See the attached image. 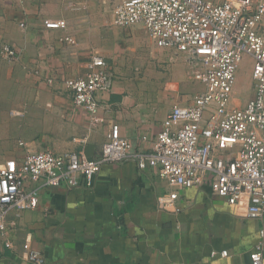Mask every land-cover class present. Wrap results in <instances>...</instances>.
<instances>
[{
  "label": "crops",
  "instance_id": "crops-1",
  "mask_svg": "<svg viewBox=\"0 0 264 264\" xmlns=\"http://www.w3.org/2000/svg\"><path fill=\"white\" fill-rule=\"evenodd\" d=\"M94 2L88 0L81 8L70 7L67 0H0V46L8 44L19 55L16 62L0 55V116H9V122L2 123L0 141L6 138L14 143L5 149L0 146V164L8 159L20 161L26 151L49 150L57 155L82 151L90 159L100 157L109 127L92 129L89 116L74 105L64 85L65 79L85 74L84 62L92 52L101 55L110 68V92L99 96L105 107L103 114L118 124L135 150L151 147L175 103H185L204 90L201 85L190 98L172 93L165 108L163 92L159 91L164 82L139 76L147 73L150 64L137 37L125 32L128 28L112 27V19L110 29L100 30L95 12L88 15L85 11H92ZM109 2L113 9L114 0ZM60 19L67 22V29L45 28L46 20ZM143 27L135 25L137 30ZM66 36L74 38L76 44L60 41ZM157 48L167 52L159 63L174 60L175 52ZM182 56L192 79L194 68ZM126 59L131 60L130 66ZM131 75L140 82L128 79ZM50 78L53 85L46 81ZM245 103L239 100L237 105ZM13 110L24 112V117L12 118ZM10 119L20 122L13 124ZM145 135L147 142L141 139ZM171 191L158 169L139 170L133 160L105 165L91 189H44L35 210L25 211L19 218L15 213L9 216L17 223L10 233L14 248L0 244V264H28L22 258L28 235L46 264L250 261L264 230V218L237 215L208 185L181 191L178 214L161 210L157 198ZM222 251H227L228 257H222Z\"/></svg>",
  "mask_w": 264,
  "mask_h": 264
},
{
  "label": "built area",
  "instance_id": "built-area-1",
  "mask_svg": "<svg viewBox=\"0 0 264 264\" xmlns=\"http://www.w3.org/2000/svg\"><path fill=\"white\" fill-rule=\"evenodd\" d=\"M67 1L70 7L81 8L88 2ZM112 12V27L141 24L157 47L186 56L194 68L192 79L204 90L185 103H175L151 147L135 150L118 124L103 114L99 96L110 92V68L92 52L84 62L85 74L65 79L64 85L74 105L89 116L92 129L109 127L101 155L90 159L82 151L68 155L26 151L20 161L1 163L0 244L6 248H14L10 233L17 223L9 219L11 213L19 218L35 210L44 189H91L105 165L126 160H133L139 170L158 169L173 189L157 198L161 210L178 214L181 191L208 185L237 215L264 218V0H114ZM44 25L49 30L68 27L61 19L46 20ZM60 41L76 44L68 36ZM0 55L10 62L19 60L18 51L8 44L0 46ZM245 58L251 63L254 95L239 106L233 93ZM46 81L54 83L51 78ZM11 115L22 118L24 112L13 110ZM141 139L148 141L146 135ZM260 235L244 264H264L263 229ZM221 256L228 257V252ZM22 258L28 264H46L29 235Z\"/></svg>",
  "mask_w": 264,
  "mask_h": 264
},
{
  "label": "rangeland",
  "instance_id": "rangeland-1",
  "mask_svg": "<svg viewBox=\"0 0 264 264\" xmlns=\"http://www.w3.org/2000/svg\"><path fill=\"white\" fill-rule=\"evenodd\" d=\"M94 9L92 11H89L86 9L85 11L87 14H92L91 12H95L94 16L98 18V22L100 24V30L103 31V29H110V20L112 19V6L109 2V0H94ZM89 12H88V11ZM91 10V9H90ZM114 32V30H112ZM121 31V30H119ZM125 32H128L131 34V36H136L140 46L142 49L143 57L147 55L150 69L145 72V74H139V76L145 75L147 76V80H153V81H163L165 84L164 89L161 87V92H163V104L165 108L168 106V102L171 101V94L177 96H184L188 95L187 97L190 98V95H193L198 89L201 84L197 81H194L191 78L190 69L188 68V63L185 61L184 58H182V54H176L174 57V60L170 62H160L159 59H166L167 52H164L160 49H158L149 36L147 35V31L145 30V27L143 29H135L134 27L128 28L125 30ZM124 33V32H123ZM134 47V46H133ZM133 53V51H131ZM144 52L146 55H144ZM127 60V59H126ZM168 61V60H167ZM184 61V62H183ZM131 60H127V65L130 66ZM136 67V65L133 66ZM126 67L125 69H127ZM136 73V71H134ZM140 73V72H138ZM159 75V78L156 76ZM251 76V63L250 61L245 58L237 72V81L234 88L233 96L240 100V102H247L249 99H251L254 95L253 92V81L250 79ZM162 78V79H161ZM128 79H131L134 83L140 82L139 79H136V75H131V78L128 77ZM176 85L173 87L170 84ZM193 87H192V85ZM161 97V95H160ZM239 102V101H238ZM164 108V107H163ZM9 116H0V129L3 124H6L9 122L8 120ZM12 118H18L15 116H11ZM23 118V117H22ZM8 119V120H7ZM2 120V121H1ZM13 124H16L20 122V119H10ZM11 123V124H12ZM12 140L4 138L3 141H0V146L2 148H6L8 145H13L14 143L11 142ZM9 143V144H8ZM16 144V143H15ZM12 150V149H11Z\"/></svg>",
  "mask_w": 264,
  "mask_h": 264
},
{
  "label": "snow or ice",
  "instance_id": "snow-or-ice-1",
  "mask_svg": "<svg viewBox=\"0 0 264 264\" xmlns=\"http://www.w3.org/2000/svg\"><path fill=\"white\" fill-rule=\"evenodd\" d=\"M9 167H11V165Z\"/></svg>",
  "mask_w": 264,
  "mask_h": 264
}]
</instances>
